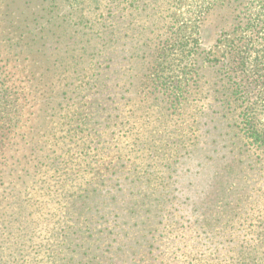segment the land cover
Returning a JSON list of instances; mask_svg holds the SVG:
<instances>
[{"label": "rangeland", "instance_id": "374dc122", "mask_svg": "<svg viewBox=\"0 0 264 264\" xmlns=\"http://www.w3.org/2000/svg\"><path fill=\"white\" fill-rule=\"evenodd\" d=\"M232 43L263 75L264 0H0V264H238L258 245L264 146L209 69L191 87L193 54Z\"/></svg>", "mask_w": 264, "mask_h": 264}, {"label": "trees", "instance_id": "16d2710c", "mask_svg": "<svg viewBox=\"0 0 264 264\" xmlns=\"http://www.w3.org/2000/svg\"><path fill=\"white\" fill-rule=\"evenodd\" d=\"M251 25L252 20L248 19L245 26L250 27ZM239 28H241V26L233 27L228 32L234 34ZM179 40L180 39H176L178 43L180 42ZM222 40L223 39H220V42ZM168 41L169 39L162 45H165ZM244 45L245 44H233L229 46V51L224 54L222 59L214 58L212 55L213 53L210 52L206 57L201 59L200 62V58L196 57L197 55L194 53L192 57V59L194 58V67L191 87L194 91H198L199 88L202 87V73L205 69H209L207 71L208 74H210L209 78L213 79L212 83L218 88V90L213 93L215 97L212 98V103L215 107L224 108V111L229 110L231 113L235 112L239 114V117L241 116L242 125L245 124L243 127L244 130L248 132L250 138H253L254 142L260 147L264 146V130L259 131L256 126L253 125L248 115L243 116L242 119L241 110L243 112L249 110L252 89L253 87L261 88V84H264V74L256 78L252 76L248 77V73H246L247 58L245 54H248L250 48L249 46L242 47ZM2 87L4 89V86ZM2 91H8V88ZM230 171H232V168H229V172ZM228 184L227 186H229ZM233 186V183H231L228 190ZM258 239V245L252 246V250L245 252L238 264H264V230L258 235Z\"/></svg>", "mask_w": 264, "mask_h": 264}]
</instances>
